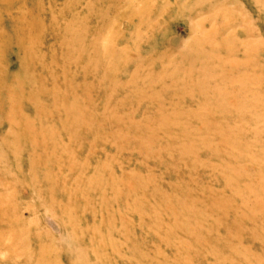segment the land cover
I'll return each mask as SVG.
<instances>
[{"label": "rangeland", "instance_id": "rangeland-1", "mask_svg": "<svg viewBox=\"0 0 264 264\" xmlns=\"http://www.w3.org/2000/svg\"><path fill=\"white\" fill-rule=\"evenodd\" d=\"M0 264H264V0H0Z\"/></svg>", "mask_w": 264, "mask_h": 264}]
</instances>
